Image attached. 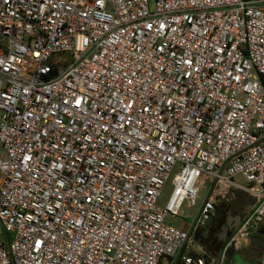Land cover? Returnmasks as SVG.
I'll return each mask as SVG.
<instances>
[{
  "label": "built area",
  "instance_id": "built-area-1",
  "mask_svg": "<svg viewBox=\"0 0 264 264\" xmlns=\"http://www.w3.org/2000/svg\"><path fill=\"white\" fill-rule=\"evenodd\" d=\"M234 191L212 264L264 225V0H0V264H206Z\"/></svg>",
  "mask_w": 264,
  "mask_h": 264
},
{
  "label": "rangeland",
  "instance_id": "rangeland-1",
  "mask_svg": "<svg viewBox=\"0 0 264 264\" xmlns=\"http://www.w3.org/2000/svg\"><path fill=\"white\" fill-rule=\"evenodd\" d=\"M235 180L238 181V182H243L240 177H236ZM170 189H171V186H170V184L168 182L165 185L164 189H163L162 200H165V198L167 197ZM225 202L228 203L230 207H232V208H234L236 210H241V213H242V211H244L243 207L245 206L246 201H245L244 194L241 191H234L233 193H229L227 195V201H225ZM244 209H245V207H244ZM181 215H182L181 216V221L179 222V224H181V225L188 223L190 221L191 217H192L191 210L185 208V206H183V208H182ZM168 220L170 221L169 218L167 219V221ZM263 224H264V221L262 222V225ZM0 231H2L1 224H0ZM242 256L247 258V259L255 258V260H253V259L252 260H247L246 259L245 262H247L248 264H257L256 260L259 259V262H260L261 252H259L258 255H255L254 253L251 254V255H248V253L245 250H241V253H235V260H234L235 263L234 264H241V261H240L239 258H241ZM249 256H251V257H249ZM230 259H233V256ZM225 260L226 259L224 258V263L223 264H226Z\"/></svg>",
  "mask_w": 264,
  "mask_h": 264
},
{
  "label": "flooded vegetation",
  "instance_id": "flooded-vegetation-1",
  "mask_svg": "<svg viewBox=\"0 0 264 264\" xmlns=\"http://www.w3.org/2000/svg\"><path fill=\"white\" fill-rule=\"evenodd\" d=\"M220 211H224L225 212L224 215L220 214ZM236 213H238V212H235V210L233 208H231L230 206L225 210H224V208H221L219 206L215 207V211H214L213 216L211 217L210 223L211 224H214V222L216 223V221H218V218L221 217V223H222L221 228L217 232L214 233L218 236L219 239H222L223 241H225V239L235 229L236 226L232 227V224L235 221H237ZM237 215H240V218L242 216L241 213H238ZM257 233H254L252 236L257 235ZM204 234H205V231L203 232L202 235H204ZM225 235H227V237L224 239ZM262 239L264 240V237ZM245 248H246L247 253H249V250H250L255 255H258V253L262 251L259 246H250L249 242L247 244V247H245ZM204 250H205V248H204Z\"/></svg>",
  "mask_w": 264,
  "mask_h": 264
},
{
  "label": "trees",
  "instance_id": "trees-1",
  "mask_svg": "<svg viewBox=\"0 0 264 264\" xmlns=\"http://www.w3.org/2000/svg\"><path fill=\"white\" fill-rule=\"evenodd\" d=\"M217 206L227 209L229 207V204L226 202H220L217 204ZM224 211H220V214L224 215ZM221 217L218 218V221L214 224H208L206 226V232L204 235H199L197 234V238L201 245L205 248L206 251V259L208 257L210 258H215L219 254L224 241L222 239H219L215 232H217L221 228ZM205 259V261H206ZM207 263V262H206Z\"/></svg>",
  "mask_w": 264,
  "mask_h": 264
},
{
  "label": "crops",
  "instance_id": "crops-1",
  "mask_svg": "<svg viewBox=\"0 0 264 264\" xmlns=\"http://www.w3.org/2000/svg\"><path fill=\"white\" fill-rule=\"evenodd\" d=\"M244 194V193H243ZM244 197H245V201H246V203H245V209H244V207H243V210L244 211H242V213H244L247 209H248V207H249V201H248V197H246L245 196V194H244ZM218 204V203H217ZM217 206V205H216ZM232 208V207H231ZM234 209V208H233ZM235 210V212H238V213H241V210H236V209H234ZM238 213H236V215L238 214ZM241 213V214H242ZM245 247H247V244H244L242 247H241V249H239V250H236V251H234V250H229V252H227L226 253V256H225V262H226V264H234L235 263V253H241V250H245L246 251V248ZM250 248V247H249ZM247 252V251H246ZM251 254H253V252H251L250 250H249V253H248V255H251ZM233 256V259H230L232 256ZM249 257H251V256H249ZM216 258V257H215ZM212 259H214V258H212ZM230 259V260H229ZM240 259V261H241V264H248L247 262H245L246 261V259L247 258H245V257H241V258H239ZM253 260H255V258H252ZM252 259H247V260H252ZM229 260V261H228ZM257 261V264H261L260 262H259V259H257L256 260ZM214 262H215V260H214ZM214 262H213V264H214ZM222 264L224 263V260L221 262ZM206 264H212V263H206Z\"/></svg>",
  "mask_w": 264,
  "mask_h": 264
},
{
  "label": "water",
  "instance_id": "water-1",
  "mask_svg": "<svg viewBox=\"0 0 264 264\" xmlns=\"http://www.w3.org/2000/svg\"><path fill=\"white\" fill-rule=\"evenodd\" d=\"M248 201H250V198H248ZM237 217V221H235L233 224H232V227L236 226L239 221H240V215H236ZM210 219H208L206 222H205V225L207 226L208 224H210ZM200 235V234H199ZM198 235V236H199ZM197 236V237H198ZM227 237V235L224 236V239ZM264 237V225L259 229L257 235H254L252 237H250V240H249V243H250V246H259L260 249L262 250L264 248V240L262 239ZM211 258L208 257L206 259V262L207 263H211Z\"/></svg>",
  "mask_w": 264,
  "mask_h": 264
}]
</instances>
